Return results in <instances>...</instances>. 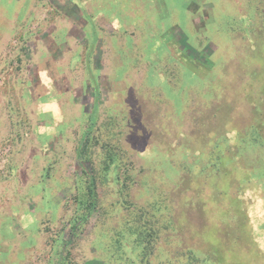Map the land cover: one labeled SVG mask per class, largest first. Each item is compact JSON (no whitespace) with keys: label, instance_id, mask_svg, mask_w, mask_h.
Returning <instances> with one entry per match:
<instances>
[{"label":"rangeland","instance_id":"obj_1","mask_svg":"<svg viewBox=\"0 0 264 264\" xmlns=\"http://www.w3.org/2000/svg\"><path fill=\"white\" fill-rule=\"evenodd\" d=\"M72 1L0 0V264H219L229 239H243V264H264V179L246 167L259 122L264 170V102L255 111L246 86L258 64L220 88L245 26L264 39V0ZM229 123L248 124L243 143ZM101 137L121 155L105 176L99 144L77 159L80 140ZM224 140L243 151L229 176L243 179L246 217L212 231L214 250L200 227L236 189L205 154ZM90 168L96 204L78 219Z\"/></svg>","mask_w":264,"mask_h":264},{"label":"trees","instance_id":"obj_2","mask_svg":"<svg viewBox=\"0 0 264 264\" xmlns=\"http://www.w3.org/2000/svg\"><path fill=\"white\" fill-rule=\"evenodd\" d=\"M72 2L77 5L75 0H73ZM245 29H246V33L248 36H247V38H244L245 39L244 42L241 43L242 47L240 48V51L238 52L239 57L237 56L238 54H236L235 58L232 61L233 63L232 62L231 63H225V65H223L224 70L221 71V74H220L221 75L220 88L226 87L227 81L228 82L232 81V83H235V82L237 83V81H240L242 75L245 76V74H247L246 72L252 71V66H256L258 64L257 72H255L256 76H258L257 82H255L254 84L246 85L248 88L249 96L251 93L253 94L250 97L248 96L249 104H251L253 106V108H256L255 111H257L259 108L257 109V107H254V103L256 101L255 98L260 96V98H261L260 101L264 102V39L262 38V36H258V38H256V37L253 38V36L255 35V30H256V28H253V26L251 27V25L247 24V26H245ZM254 40H257V41L255 42ZM254 46L256 47V50L254 49ZM253 49L255 50V52L253 51ZM242 96H243V94H242ZM251 113L254 115L253 112H251ZM53 117H54V114H53ZM229 125L232 127L231 133L235 132V134H237V138H236L237 140L236 141L237 142L241 141L243 143V137H242L243 134L242 133H243V130L245 128H246V130L248 129L247 128V127H249L248 124L244 125V129H243V124H241V123L238 125H234L233 123H229ZM258 126H259V122L250 128L251 129L250 131L252 132L251 137L255 141V143H253V148L262 146V142L259 141V139H258V137H260L259 133H258V128H257ZM222 131H224V130H222ZM80 139H82V138H80ZM224 139H226V138H224ZM227 143H229V142H227L226 140H224V144H222V145L219 144V142H217L216 145H214V149L212 151L208 150L205 154V159L207 160V162L212 163V165H214L216 167L215 168L217 170L216 172H218V175H220L219 178L223 177L225 179L224 184H226V182H227L229 185L228 188L234 187L236 189V194L234 196L235 204H233V206L226 207L225 209H223V212H222V208H219V207L210 208L209 207L210 208L209 211H211V209H214L215 214H218L219 216L222 213L223 214V217H221L222 220H218V222H215L216 219H218V218H214L211 216V218L207 219V221H205L200 227L202 229H206L209 231L208 234H210V235L206 239H207V242L212 247H213V245H216V242H215L216 236L212 232V231H214V229L228 227L229 226L228 224L231 223L230 221H232V220L234 223H239V224L243 223V218L245 219V217H246V215L243 214V204H242L243 199H242V193H241V191L243 190V179H241V180L235 179L234 180V178L232 176L231 177L229 176L230 172H233V168H234L233 164H238V162H237L238 160H240V162H243V151H241L240 149H236L235 151L233 150L232 152H229L228 154H226V151L224 148H226ZM79 144L80 145L82 144V148L84 147L82 153H80V152L77 153L78 154L77 159H78L79 163H81V164L84 163L86 160L85 149H88V148L90 149V148H92V146L94 147V145H97V144L100 145V147L102 148V151L104 152L103 156L105 157L104 166L102 167V171L104 172V176L106 175L105 172L109 169L108 167L110 166V164L113 161H117L114 158L118 155L121 156L119 151L113 150L112 145L108 141L102 140V137L100 138V140L95 139L93 142L90 141L89 138H87V140H85L84 142H82V140H80ZM253 148H251V152L249 153V157H252V158L249 160L250 163L247 162V166H246L247 170L249 172L248 173L249 174V182L264 179V170L261 169V166L263 167V165H261V162H260L261 159L257 155H255L256 151H254ZM186 152H187V150L185 151V153ZM124 153L125 152H122L121 154H124ZM189 153L191 154L192 152H189ZM258 155L260 156V152L258 153ZM220 162L222 164H220ZM183 166H184V164H183ZM180 167H181L180 164H176V166H175L176 170H174V171H176L177 173L180 171H184V170H181ZM90 170H91L90 174L84 175L85 179L87 181L84 180L86 187L84 189L83 194L78 195L76 197L77 201H78V204H77L78 209L84 213V215L82 217H78V219H81V218L84 219V217L86 218V215H89V213L94 208V205L96 204V202H95L96 186H95L94 174L100 175V172L99 171L97 172L93 168H90ZM203 171H202V168H198V169L187 168L185 172L189 176H190V174H192L194 172L195 174L193 173V176L196 177L195 180H197V181L203 180L205 182V179L209 180L210 175L208 173H204ZM113 174L117 175V167H116V170L113 171ZM201 176L202 177L205 176V177L202 178ZM100 177H101V175H100ZM116 177L118 178V177H120V175L118 174ZM189 181H191V177H190ZM209 181L211 183L212 179ZM214 186L217 189H220L219 184L215 185V183H214ZM81 196L83 197L82 199L79 198ZM209 197L210 196L207 195V198H209ZM260 198H261L260 196L257 197V203H256L257 206H258V204L259 205H261V203L263 204V202L261 201ZM232 201H233V198H232ZM223 205L227 206L226 203H224ZM209 206H211V204ZM262 209H263L262 207L260 208L258 206L257 214H259L258 212ZM230 214H233L232 218H230ZM260 217H262V218H260ZM259 218L260 219L257 220L258 222H256V224H255L256 227L261 225V223H264V214L262 212H261V215L259 214ZM219 222H220V224H219ZM152 223H154V222H152ZM74 224H76V222H74ZM147 224L149 226V222H147ZM223 225H224V227H223ZM261 227H263V225ZM128 229H129V231L133 230V232H135L134 227L132 228L130 226V227H128ZM245 230H249L248 225H247V228L245 226ZM148 232H156V228H154L153 225L151 224V226H149ZM242 232L243 231H241L240 234H241V237L243 238ZM2 234H3V232H0V237L2 236ZM142 237L143 236L140 235V237L137 238V243L141 246L144 245L145 240H146V239L145 240L142 239ZM146 238H147V236H146ZM235 240H237V238ZM228 242L229 243L227 244V246L225 244L223 247L221 245H219L220 252H215V255L217 256V263H219V264H243V239L240 243H236L233 239H229ZM0 243H1V241H0ZM216 246H218V245H216ZM213 248H215V246ZM144 249H145V246L143 248V253H142L143 255L147 254L146 252H144ZM214 250H216V248ZM146 251H147V249H146ZM250 252H252L253 254H256L254 251H250ZM4 255L8 256V253H6ZM0 258H1V255H0ZM192 258L196 259V256L194 254H192ZM246 263L252 264L249 262H246Z\"/></svg>","mask_w":264,"mask_h":264}]
</instances>
